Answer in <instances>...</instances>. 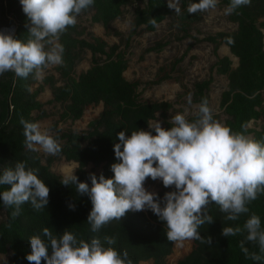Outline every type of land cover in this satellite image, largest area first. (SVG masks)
Returning a JSON list of instances; mask_svg holds the SVG:
<instances>
[{"label": "trees", "instance_id": "obj_1", "mask_svg": "<svg viewBox=\"0 0 264 264\" xmlns=\"http://www.w3.org/2000/svg\"><path fill=\"white\" fill-rule=\"evenodd\" d=\"M134 1L138 0H94V4L80 15L92 12L91 21L109 30L110 23L122 15L125 6ZM219 1L226 6L230 3V0ZM191 2L198 0H180V15L174 9L168 8L167 0H146L144 6H136L133 28L125 38L123 48L117 44L108 45L99 38L89 41L79 37L78 23L67 28L60 38L64 47V63L55 66L61 83L57 85L52 76L44 79L51 88L52 98L48 103L61 105L60 121L79 119L89 105L101 102L103 109L87 124L85 130H67L56 135V139L64 141L61 151L56 155H48L46 164L42 163L41 156L36 151L26 147L23 126L20 124L22 117L36 122L47 116L43 103L37 99L41 87L35 91L28 90L35 81L34 74H30L27 79L18 78L12 72L0 75V169L14 166L17 161H26L29 167L39 170V177L50 189L49 203L44 209L36 211L26 202L16 219L11 217L13 209L6 208L0 200V212L5 215L0 221V254L11 253L6 264H29L26 256L31 252L30 237L35 234L42 235L45 227L56 236L62 235L68 229L78 238L90 240L99 237L102 243L105 236L114 237L116 244L113 246L121 252L126 250L133 264L148 260L153 264H165L174 244L167 239L165 222L160 221L151 210L145 209L128 212L120 220H112L98 233H93L87 222L92 209L89 195L80 194L75 184L63 185L62 176L53 172L50 164L54 158L59 157L76 162L78 168L75 175L79 182L88 183L90 188V174L85 170L89 163L100 168L95 173L97 177L100 174L105 178L113 177L110 166L119 162L114 154V145L119 143V132L126 130V134L130 135L133 130H149L148 123L156 118L157 112L163 117L162 127H171L166 112L172 107V103L140 101L137 93L139 81H129L124 77L123 72L128 64L126 53L130 37L136 33L138 27L145 31H154L157 24L167 16L174 19L183 33L180 38L191 37L189 31L192 24L201 21L204 13L189 14L187 8ZM261 18H264V0H251L250 5L242 6L229 15V19L237 23L235 31L218 32L203 40L216 46L225 44L238 60L237 66L232 68L231 59L223 56L213 66L217 74L226 75L228 80L220 97V108L226 115L223 123L234 131L251 134L252 138L264 142V123L259 129L247 127L251 120L256 121L264 116V19ZM152 19L156 20L155 26L149 23ZM28 23L19 0H0V29L15 24L14 36L27 40ZM113 34L121 35L117 31ZM229 37L234 43L227 42ZM166 44V41H158L146 51L159 52ZM85 51L91 53V65L74 77V68L83 59ZM167 78L169 76L165 74L159 81ZM211 82L212 78L209 77L193 84V102L200 104L203 99L208 101ZM34 111L38 112L36 116L33 115ZM194 118L189 117L190 120ZM155 181L147 178L145 184H153ZM7 187L0 186V192ZM172 190L174 188H165L160 180V188L156 193L162 199L165 192ZM73 204L74 210L69 207ZM248 207L250 213L255 212L260 216L261 225L264 227V193L259 194L257 200ZM250 213L242 214L237 221H227L225 214L213 202L209 205L213 223L205 224L199 229L202 237H211L212 243L209 245L193 240L191 251L176 264H264V261L256 262L245 257L239 247L243 235H222L223 227L242 226ZM245 246L250 252H259L254 244L247 243ZM41 264L45 262L42 260Z\"/></svg>", "mask_w": 264, "mask_h": 264}, {"label": "clouds", "instance_id": "obj_2", "mask_svg": "<svg viewBox=\"0 0 264 264\" xmlns=\"http://www.w3.org/2000/svg\"><path fill=\"white\" fill-rule=\"evenodd\" d=\"M29 23L27 40L16 38L10 32H0V75L12 72L18 78L36 79L44 70L64 63L61 35L69 26H75L82 11L94 0H19ZM219 0H198L188 5L187 12L196 14L217 7ZM180 0H167L169 9L181 14ZM251 4V0H230L225 14ZM149 23L155 26L156 20ZM229 44L234 40L227 38ZM31 91V89H28ZM192 105L191 94L187 97ZM189 119V110L177 112L169 120L171 127L164 128L159 120L148 123L149 130H133L130 135L119 132V143L114 145L115 158L112 178L103 174H90L91 187L79 182L73 170L64 174L61 183L75 184L80 194H88L92 209L87 217L93 233L112 220H120L128 212L151 210L166 224L167 239L177 246L185 241L199 240L211 244V237H202L199 229L213 223L209 205L213 202L225 214V220L237 221L242 214L250 213V205L264 193V142L257 141L242 131L215 119L207 99L196 106ZM25 145L32 151L56 155L61 151L58 140L40 122L20 119ZM39 170L29 167L26 161L0 169V200L12 208L11 217L21 214L22 205L30 203L36 211L49 203V187L39 177ZM147 178L160 179L165 188L161 199L156 192L145 188ZM74 210L75 205H69ZM11 227V225H9ZM222 235H243L239 247L252 261H264V227L261 218L251 212L243 225L223 227ZM90 240L78 238L66 229L56 236L45 227L42 235L30 237L29 264H133L128 252L113 245L114 237L105 236ZM254 244L259 252H250L245 245ZM51 248V254H49Z\"/></svg>", "mask_w": 264, "mask_h": 264}, {"label": "rangeland", "instance_id": "obj_3", "mask_svg": "<svg viewBox=\"0 0 264 264\" xmlns=\"http://www.w3.org/2000/svg\"><path fill=\"white\" fill-rule=\"evenodd\" d=\"M146 0L134 1L131 5H127L123 9L120 17L113 20L109 25V30H106L101 24L91 21L92 12L82 14L77 17L80 35L79 37L89 41L99 38L104 40L108 45L117 44L123 48L125 38L129 35L133 28L134 10L136 6H144ZM227 6L220 3L214 10L204 12L201 21L192 24L190 28L191 37L180 38L182 32L171 16H167L163 21L157 24L154 31H145L141 27L136 29V33L130 37L129 47L126 57L128 64L123 72L124 77L129 81H139L137 88L138 98L140 101H168L172 103V107L166 112V118L171 119L177 112H183L186 108L189 110V117H193L191 113L197 110L199 104L192 101V105L188 104L187 97L193 93V84L196 81L212 78L208 90V104L213 110L215 119L222 123L226 118L220 108V97L223 90L227 87V76L217 74L213 68L215 62L223 56H228L232 63L231 67L237 66L238 60L229 51V48L220 43L217 46L203 38L215 35L218 32H232L237 28V23L229 19L230 14H225ZM264 19V18H261ZM114 31L121 35L113 34ZM264 33V29H263ZM197 40H196V39ZM165 42L166 45L159 51H146V49L156 42ZM264 41V40H263ZM181 59L176 62V60ZM91 65V53L85 51L83 59L77 63L74 68L73 76L77 77L81 72L85 71ZM165 74L169 78L159 81ZM52 76L56 84H60L58 72L55 66L44 70L43 76L36 79L31 85V91H35L41 87L37 94V99L43 103V109L47 116L36 120L40 122L42 127L50 130V133L56 135L67 130L81 132L87 128V124L95 119L103 109V104L100 102L95 105L87 106L82 116L77 120H59V113L62 107L59 103H48L52 98L51 88L44 79ZM263 108H264V90ZM37 111L33 112L36 116ZM188 117V118H189ZM159 120L163 124V117L159 112L156 118L151 120ZM264 123V116L259 117L256 121L251 120L247 127L259 129ZM248 136H251L248 135ZM60 145L63 140L57 139ZM40 156L43 164H46L48 154L42 150L36 151ZM69 163H72L71 169L73 174L78 168V164L72 161H66L63 157L54 158L50 164V169L56 174L63 177L64 168ZM70 169V171H72ZM85 170L89 174L99 172L100 168H95L91 163L85 166ZM69 171V172H70ZM145 188L150 192H157L160 188V179H157L153 184H145ZM5 215L0 212V221ZM193 248V240L185 241L183 246L173 244L172 252L166 257L165 264H176L179 259L188 254ZM11 253L0 254V264H6ZM141 264H153L151 260L141 262Z\"/></svg>", "mask_w": 264, "mask_h": 264}, {"label": "water", "instance_id": "obj_4", "mask_svg": "<svg viewBox=\"0 0 264 264\" xmlns=\"http://www.w3.org/2000/svg\"><path fill=\"white\" fill-rule=\"evenodd\" d=\"M3 29L10 30L12 32V34L14 35L15 31H16V25L15 24H10L9 26H3V27H1L0 32H2Z\"/></svg>", "mask_w": 264, "mask_h": 264}, {"label": "bare ground", "instance_id": "obj_5", "mask_svg": "<svg viewBox=\"0 0 264 264\" xmlns=\"http://www.w3.org/2000/svg\"><path fill=\"white\" fill-rule=\"evenodd\" d=\"M2 32H4L5 34H9V32H10L12 34V32L10 30H8V29H3ZM68 165H70V166H67V167L64 168V171H66V172H69L70 171L72 163H69Z\"/></svg>", "mask_w": 264, "mask_h": 264}]
</instances>
